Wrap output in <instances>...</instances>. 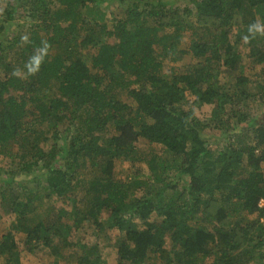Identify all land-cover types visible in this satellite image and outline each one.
I'll list each match as a JSON object with an SVG mask.
<instances>
[{"label":"trees","instance_id":"1","mask_svg":"<svg viewBox=\"0 0 264 264\" xmlns=\"http://www.w3.org/2000/svg\"><path fill=\"white\" fill-rule=\"evenodd\" d=\"M253 109L264 0H0L1 264H264Z\"/></svg>","mask_w":264,"mask_h":264},{"label":"rangeland","instance_id":"2","mask_svg":"<svg viewBox=\"0 0 264 264\" xmlns=\"http://www.w3.org/2000/svg\"><path fill=\"white\" fill-rule=\"evenodd\" d=\"M4 5V3H3ZM15 28L14 25H11V30L13 31V29ZM188 39V33L185 34L184 36V41L186 42ZM241 49H243V47H240ZM239 48V50H240ZM244 50V49H243ZM190 57H185L184 60H181L179 62H176L175 64H172L174 67H183L184 65H186L187 63L190 62ZM169 64H167V62L165 63V68L163 70L164 74L168 75L170 73V69H169ZM178 68V69H179ZM255 109H253L251 116L255 114V116L257 115V118H263L264 117V109H261V113L260 111L258 112H254ZM139 147L141 148L140 150L143 151L144 154H146L147 152L150 151V147H148L145 143L140 142ZM153 151L157 152L159 151V147H155L153 146ZM142 169L143 173H146V167L144 165H140L139 166ZM263 169H264V164L262 165ZM115 171L117 172V176H119V179H124L126 177H128L129 175H131L134 172V168L127 162H118L116 163L115 166ZM11 222L10 218L7 217H3V219L0 222V227L2 231H5L8 227H9V223ZM262 223L264 224V217H263V221ZM110 240L107 241H102L99 240L100 246L103 245L102 247H104V245H107V247L102 248V255L103 258L106 261V264H115L116 263V253L113 249L114 246H110V243H114V235H109ZM112 238V240H111ZM94 242V241H93ZM41 257V254L39 253V255L35 256L32 254H28L26 256H23V264H37V260ZM44 260V258H43ZM1 264V262H0Z\"/></svg>","mask_w":264,"mask_h":264},{"label":"built area","instance_id":"3","mask_svg":"<svg viewBox=\"0 0 264 264\" xmlns=\"http://www.w3.org/2000/svg\"><path fill=\"white\" fill-rule=\"evenodd\" d=\"M259 207L264 208V201L260 202ZM261 221H263V219Z\"/></svg>","mask_w":264,"mask_h":264},{"label":"clouds","instance_id":"4","mask_svg":"<svg viewBox=\"0 0 264 264\" xmlns=\"http://www.w3.org/2000/svg\"><path fill=\"white\" fill-rule=\"evenodd\" d=\"M261 201H264V200H261ZM261 201H260V202H261ZM260 202L258 203V207H259ZM259 208H261V207H259ZM263 209H264V208H263ZM261 220H262V219H261ZM261 222H262V221H261Z\"/></svg>","mask_w":264,"mask_h":264}]
</instances>
